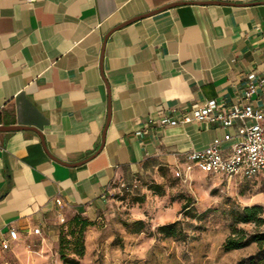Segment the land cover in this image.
Wrapping results in <instances>:
<instances>
[{
  "label": "crops",
  "instance_id": "1",
  "mask_svg": "<svg viewBox=\"0 0 264 264\" xmlns=\"http://www.w3.org/2000/svg\"><path fill=\"white\" fill-rule=\"evenodd\" d=\"M206 1L0 0V125L26 128L0 131L3 259L46 264L61 217L80 214L97 226L122 182L159 183L189 164V152L239 126L163 118L208 100L245 104L252 73L250 102L264 111V0L182 4L106 39L136 16ZM104 132L100 153L65 164L95 154ZM234 142L224 141V156ZM40 241L43 252L33 253Z\"/></svg>",
  "mask_w": 264,
  "mask_h": 264
},
{
  "label": "rangeland",
  "instance_id": "2",
  "mask_svg": "<svg viewBox=\"0 0 264 264\" xmlns=\"http://www.w3.org/2000/svg\"><path fill=\"white\" fill-rule=\"evenodd\" d=\"M159 183L164 190L161 196L149 190L147 184H140L132 191L120 189L114 194L110 215L86 230L89 251L81 264H235L253 257L255 264H264V246L258 254L256 243L231 252L223 250L233 226L249 234L264 229V224L258 227L234 222V213L246 206L259 205L264 210V173L253 179L228 180L196 169L188 182L171 173ZM142 195H145L143 202L134 201ZM186 202L189 207L183 211ZM137 219L144 221V229L133 233L132 223ZM176 221L181 230L178 236L158 233V226ZM39 245L42 241L32 245L33 253L43 252ZM59 252L58 240L45 252L46 264H58ZM66 252L74 256L71 250Z\"/></svg>",
  "mask_w": 264,
  "mask_h": 264
},
{
  "label": "built area",
  "instance_id": "3",
  "mask_svg": "<svg viewBox=\"0 0 264 264\" xmlns=\"http://www.w3.org/2000/svg\"><path fill=\"white\" fill-rule=\"evenodd\" d=\"M255 78V74L249 75L245 91L247 100L245 104H233L226 107L217 100H208L179 119L163 118L162 123L197 121L219 125L226 129L239 122L235 135L227 133L223 139L217 138L207 147L189 152L187 155L189 164L185 168L176 167L177 174L184 181L188 182L192 178L194 168L203 173L223 176L228 180L233 178L253 179L261 177L264 173V111L250 102L257 87ZM232 139H235L232 152L230 155L224 156L223 143ZM137 187V182L134 184L122 182L120 184V189L126 191H132ZM60 201L57 199L58 203ZM60 222H65V218L61 217ZM32 232L40 235L41 228H34ZM9 238H17L15 229H10ZM9 249L10 241L7 238L0 239V264H12L3 259Z\"/></svg>",
  "mask_w": 264,
  "mask_h": 264
},
{
  "label": "trees",
  "instance_id": "4",
  "mask_svg": "<svg viewBox=\"0 0 264 264\" xmlns=\"http://www.w3.org/2000/svg\"><path fill=\"white\" fill-rule=\"evenodd\" d=\"M148 189L154 194L163 195V186L160 183H151L148 185ZM145 195L135 198V202H143ZM189 205L187 202L182 205V210L187 209ZM263 207L259 205L246 206L240 211L234 213V222L239 223H253L256 226L264 224ZM95 223L88 218L77 214L73 217L65 219L60 226L59 241H60V261L62 264H81V259L86 254V239L85 233L87 228L93 226ZM125 226H129L128 223H124ZM133 233H139L144 229V221L137 219L133 223ZM179 227V221L163 224L157 227L158 233H161L167 237H175L181 232ZM67 228V229H66ZM66 229V230H65ZM256 243L258 245L260 254L264 246V229L257 230L251 234L247 233L244 229L237 226H233L231 234L226 238L223 243V250L225 252H231L233 250L244 249L251 244ZM66 250H71L73 257H70ZM255 257L248 259L243 258L235 264H255Z\"/></svg>",
  "mask_w": 264,
  "mask_h": 264
},
{
  "label": "water",
  "instance_id": "5",
  "mask_svg": "<svg viewBox=\"0 0 264 264\" xmlns=\"http://www.w3.org/2000/svg\"><path fill=\"white\" fill-rule=\"evenodd\" d=\"M191 3H199V4H226V2H222V1H217V0H210V1H206V2H175V3H172V4H169L167 6H164L162 8H159L157 10H153L151 12H148L146 14H142V15H139V16H136L134 18H131L130 20H127L126 22H123L122 24L116 26L115 28H113L106 36V39L109 37V35L114 32L115 30H118L134 21H137L139 19H142L144 17H148V16H151V15H154L156 13H159L160 11H163L165 9H168V8H171V7H174V6H178V5H182V4H191ZM20 129H26L25 127H22V126H3V125H0V131H13V130H20ZM104 141H105V132L103 134V139H102V144L101 146L99 147V149L97 150V152L95 154H93L92 156H90L89 158H87L86 160H83V161H80V162H77V163H73V164H68V163H65L66 165H71V166H79V165H82L83 163H85L86 161L92 159L93 157H95L98 153H100V151L103 149L104 147ZM51 157L55 160L58 161V159H56L54 156L51 155Z\"/></svg>",
  "mask_w": 264,
  "mask_h": 264
}]
</instances>
